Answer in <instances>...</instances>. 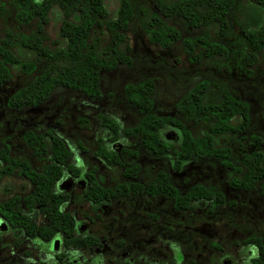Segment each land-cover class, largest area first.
Segmentation results:
<instances>
[{
	"label": "trees",
	"instance_id": "16d2710c",
	"mask_svg": "<svg viewBox=\"0 0 264 264\" xmlns=\"http://www.w3.org/2000/svg\"><path fill=\"white\" fill-rule=\"evenodd\" d=\"M115 2L109 13L105 0H0V18L11 17L14 22L4 26L0 36V82L11 77V68L25 75L24 82L7 95L5 105L12 109L44 106L61 89L99 98L103 73L131 65L126 30L134 10L149 42L162 49L180 43L192 63L226 56L228 48L222 38L236 36L242 41L241 59L247 74L264 53V0ZM51 19L57 22V37L52 41L45 32ZM182 27L189 32L183 33ZM19 52L28 53V57H20ZM154 88V77L150 75L122 83V99L135 110V120L118 128L113 119L101 115V123L108 131L107 140L117 139L120 133L134 135L148 154L170 153L175 169L208 160L224 170L229 187L248 193L257 190L264 195V139L251 133L248 139L255 147L240 156L233 152L232 145L239 148L240 139L245 138L242 132L250 122V111L248 102L234 94L228 80L211 71L191 80L172 102L174 114L157 112ZM261 117L264 122V111ZM75 120L86 121L82 116ZM189 120L200 125L198 132L190 129ZM164 131L176 134V142L166 138ZM20 138L35 163L12 154L9 143L1 140L0 178L18 175L29 183V189L1 198L0 215L11 224L15 222L26 236L41 240L59 231L70 233L72 216L61 209L64 196L58 195L56 187L64 170L77 171L67 143L52 126L26 127ZM94 154L107 164L119 166L124 179L136 177L137 152L128 148L127 143L113 147L96 142ZM92 169L84 172L88 180L84 195L112 193L96 183ZM147 178L150 191L160 189V195L172 199L180 210L185 209L189 198L203 204L209 201L207 211L214 205L233 203L216 184L196 181L184 192L179 191L163 167ZM132 186L133 190L141 188L139 183ZM87 237L85 243L91 242ZM238 241L242 246L253 247L254 254L248 257L252 264H264V243L259 235L246 234Z\"/></svg>",
	"mask_w": 264,
	"mask_h": 264
},
{
	"label": "rangeland",
	"instance_id": "374dc122",
	"mask_svg": "<svg viewBox=\"0 0 264 264\" xmlns=\"http://www.w3.org/2000/svg\"><path fill=\"white\" fill-rule=\"evenodd\" d=\"M132 1L138 3L143 0ZM105 4L111 13L116 2L105 0ZM13 23L11 17L4 20L0 18V36L3 35L4 26H10ZM176 26L180 25L176 23ZM182 30L183 33L189 32L188 28L182 27ZM45 32L50 41L57 37V22L54 19L45 26ZM126 34L130 47L128 54L131 57V65L119 66L112 72L103 73L101 95L97 99L61 89L56 90L55 97L49 99L47 105L27 109L9 108L5 105L7 95L25 80L23 73L11 68V77L0 82V141L5 140L9 143L12 154L30 159L32 163H35L34 156L21 140L20 135L26 127L52 126L53 130L67 143L72 162L83 165V168L92 166L107 185L115 179L122 178L123 175L119 166L107 164L101 157L94 154L96 142L113 147H120L127 143L128 148L136 150L137 161L142 166L148 167L152 164L154 167H163L181 192H184L194 181L216 184L224 192L225 198L233 203L214 205L209 208L211 212H202L200 209L193 212L188 209L176 212L170 208L169 198L160 195V248L157 249L158 238H156L155 245L149 252L145 249L137 250V259L141 264H157V259H162L164 262L172 258L181 263L191 257L194 261L188 264H220L224 258L230 260L227 264L247 262L248 255H253L254 249L252 246H242L238 240L246 234H257L264 243V195L257 190L248 193L229 187L224 170L208 160H202L190 166L183 164L179 169H175L170 153L157 156L148 154L134 135L120 133L117 139L109 141L107 140L108 131L102 125L100 117L105 115L113 119L118 128L133 124L136 112L124 103L121 85L126 80L139 79L148 75L154 77L155 82L154 108L158 113L174 114L171 104L187 84L211 71L228 80L234 94L248 102L250 122L242 132L245 138L240 139L239 148L235 144L232 145L233 152L240 156L255 147L248 139L249 134H257L264 139V122L261 117V112L264 111V53L259 55L257 61L251 66V73L247 74L241 59L242 41L236 36L229 39L222 38L228 48L226 56L214 58L208 62L192 63L187 59L180 43H175L168 49H162L149 42L139 27L136 10ZM19 56L25 58L28 57V53L19 52ZM225 65L228 67L226 68ZM77 116L84 117L86 121L77 122L75 120ZM55 119H58V122ZM194 122L189 120L188 126L194 132H198L200 125ZM164 134L166 138L176 142V134H169L166 131ZM28 189L29 183L18 175L0 178V199L10 194H23ZM208 205L209 201H206L205 204H198V207H208ZM68 209L77 217H82V212L88 213L85 203H71ZM177 218L181 223L172 234L169 226L172 227V222ZM131 227L135 229L133 225ZM134 229L129 230L128 234H133L134 238L136 235L138 240L143 236L145 241L142 242L152 243L148 241L154 237L151 233ZM214 242L221 245V248L211 246ZM175 250L178 251L177 256H174ZM109 254L110 258L117 262L121 258L117 255L113 256L109 250H102L99 255L103 260ZM2 258L0 255V261ZM10 260L12 264H31L32 258L22 255L20 261L11 257Z\"/></svg>",
	"mask_w": 264,
	"mask_h": 264
},
{
	"label": "flooded vegetation",
	"instance_id": "af4514ba",
	"mask_svg": "<svg viewBox=\"0 0 264 264\" xmlns=\"http://www.w3.org/2000/svg\"><path fill=\"white\" fill-rule=\"evenodd\" d=\"M75 165L76 172L64 170L56 180L58 195L64 196L60 207L72 216L71 232L59 231L49 239L41 240L36 236H26L15 222L11 224L0 215V255L3 257L0 264H12L10 257L20 261L22 255L32 258L31 264H141L137 259L138 249H145L149 252L153 249L156 238H158L157 249L160 248V189L150 191L147 187L150 181L147 176L153 175L160 169L159 166L154 167L151 164L145 167L138 162L136 177L131 180L123 177L115 179L109 185L92 169L93 175L97 177L96 183L109 188L112 193L86 197L84 190L88 186V180L84 172L92 166L83 168V165ZM121 174L123 175L122 169ZM172 182L178 189L173 179ZM134 183L141 184V188L133 190L131 186ZM123 184L126 185L125 189L121 188ZM169 200L170 208L176 212L180 211L179 207L173 204V200L170 198ZM71 203H85L88 213L82 212V217L75 216L74 212L68 209ZM198 204L201 205L202 202L199 201ZM198 204L194 198H189L183 210L188 209L193 212L200 209L202 212H211L210 209L206 210L207 207H198ZM38 219H40L39 216L36 217L37 222H39ZM180 223V219L177 218L172 222L173 228L169 226L172 234ZM132 225L135 229L131 227ZM131 229H141L140 232L151 233L154 237L148 241L152 243L142 242L145 241L142 233H137L142 236L140 240L136 238V235L134 238L133 234H128ZM86 236L92 241L85 243ZM211 246L221 248L217 242ZM102 250H109L113 256L117 255L121 258L117 262L110 258L109 254L102 260L99 255ZM177 253L178 251L175 250L174 256H177ZM248 257L247 262H242V264H252ZM193 261L191 257L181 263L174 258L164 262L165 264H188ZM228 261H230L228 258H224L220 264H227ZM164 262L162 259L156 260L157 264H164Z\"/></svg>",
	"mask_w": 264,
	"mask_h": 264
}]
</instances>
